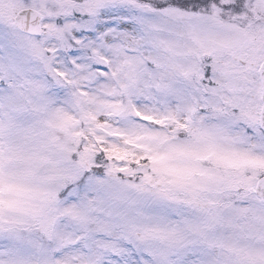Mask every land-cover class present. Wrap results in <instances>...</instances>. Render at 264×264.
I'll use <instances>...</instances> for the list:
<instances>
[{
    "label": "snow or ice",
    "instance_id": "snow-or-ice-1",
    "mask_svg": "<svg viewBox=\"0 0 264 264\" xmlns=\"http://www.w3.org/2000/svg\"><path fill=\"white\" fill-rule=\"evenodd\" d=\"M0 264H264V0H0Z\"/></svg>",
    "mask_w": 264,
    "mask_h": 264
}]
</instances>
